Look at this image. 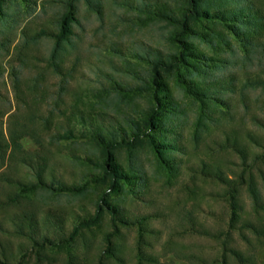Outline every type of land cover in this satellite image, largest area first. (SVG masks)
<instances>
[{"label": "rangeland", "instance_id": "374dc122", "mask_svg": "<svg viewBox=\"0 0 264 264\" xmlns=\"http://www.w3.org/2000/svg\"><path fill=\"white\" fill-rule=\"evenodd\" d=\"M198 1L180 36L188 0H0V264H264V0Z\"/></svg>", "mask_w": 264, "mask_h": 264}, {"label": "trees", "instance_id": "16d2710c", "mask_svg": "<svg viewBox=\"0 0 264 264\" xmlns=\"http://www.w3.org/2000/svg\"><path fill=\"white\" fill-rule=\"evenodd\" d=\"M226 10L227 11L222 12L223 14H225L226 17L234 15L233 18L236 19L237 16L235 14V11L229 10V9H226ZM203 12H204V10H202V9L199 10V1L198 0H188V9L182 14V18H181V23H180L181 30L179 32L180 36H183L185 34V31L187 30L188 22L190 20L197 21L199 19V17H201L203 15L202 14ZM251 18H253V15H251ZM252 21L253 20L250 19V20L246 21V23H251ZM240 23H241V20H240ZM61 36H63V35H59V37H61ZM176 41L180 45V53L177 57V62L182 63V62H184V60L187 56V54H186V42L180 38H177V37H176ZM62 53H63V50L60 48V44L57 43L55 45L53 51L51 52V55H50V63H51V66L55 70L59 68V64H60L59 62L62 60L61 57L64 54V53L63 54ZM175 65H176L175 61L170 62V63H165L164 61H161V62H157V63L153 64V66H152V74H151V78H150V88H149L150 97H151L152 101H151V104H150L148 111H146V113L143 116L144 121H146V123H147L148 132H151L152 130H154L155 126L157 125V117L159 115L158 110L161 108V105H162V97L164 95V91L160 85L161 72H162V70L164 71L166 69H173V68H175ZM227 78H229V76H227ZM226 79L225 80L214 79L210 82H204L203 84L207 88L214 87L216 84H219L221 86V90H223L225 88L224 83H225ZM198 86L199 85H195V87L191 90L192 94H195L197 96L203 94V92L205 94L206 87H205V91H204L203 89H201ZM129 120H131V119H129ZM134 126L137 127L136 124ZM96 134L103 141L102 143L104 144L106 155L109 157L111 152H112V148H114L116 145H119L120 141H118L115 138L114 139L112 138V137H114L113 133L108 134L106 136L104 134L99 133V132ZM11 140H13L15 142L14 144H17L16 141L14 140V137H11ZM161 158L164 159L162 154H161ZM41 172H42V168L40 167L39 171L37 173V177L39 179H41L40 177L42 176ZM208 172L213 177L217 178L221 183L226 184L232 190L230 193L231 194L230 198L232 199L231 202L232 201L234 202V198H236L235 196H237V193H238V190L242 184V181L241 182L239 180L236 181L235 179H231L227 176H223L221 171H219L216 168H209ZM109 174L111 175L110 188L115 191L116 184H118L119 178L121 179L120 172L118 171V169L114 165L113 169L109 172ZM261 177H262V180L264 182V174H262ZM240 178H242V176ZM247 187L249 189V192H250V195H251L253 201L258 203V201L260 200V195H259L258 189L254 183V179L251 176H249V180L247 182ZM100 202H104V204L106 205L108 201L104 200V198L101 197ZM104 209L105 208H101V204L99 203L97 210H96V215H95L96 217H95L94 221L98 220L100 214L102 213V211ZM109 211H110L111 215H113L112 216L113 227H116V220L114 219V210L110 209V207H109ZM231 216L232 217L234 216V211H232ZM30 222H31V220H30ZM91 222H93V220ZM89 223L90 222H86V223H83L82 225H87ZM76 231H77V229L74 228L71 234H73V235L76 234ZM110 236L111 235H107L105 237V242H106L107 251H109V253H112L111 250L113 248H111ZM237 254L238 253H234V256L238 260V263L239 264H245V262H244L245 259H242L241 256L237 255Z\"/></svg>", "mask_w": 264, "mask_h": 264}]
</instances>
